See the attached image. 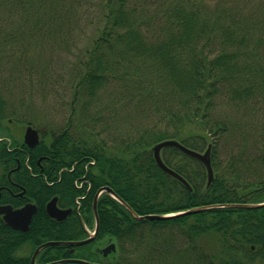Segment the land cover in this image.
Wrapping results in <instances>:
<instances>
[{"label": "trees", "instance_id": "1", "mask_svg": "<svg viewBox=\"0 0 264 264\" xmlns=\"http://www.w3.org/2000/svg\"><path fill=\"white\" fill-rule=\"evenodd\" d=\"M228 2L0 0L4 59L13 57L8 52L16 43L30 37L39 40L42 31L64 29L75 16H83L94 32L67 76L71 99L64 126L32 151L51 157L55 191L41 193L27 231L0 221V264H29L34 249L46 241L85 238L81 221L69 217L54 222L43 211L52 195L59 207L72 206L82 194L74 181L83 174L91 183L82 205L90 227L94 194L105 186L139 216L264 202V20ZM17 14L25 25L6 26L4 20ZM89 14L93 19L88 20ZM9 96L8 88L0 85V123L25 116L15 106L24 101ZM228 109L238 114L230 117ZM85 112L88 116L79 115ZM25 122L36 123L32 118ZM112 127L118 134L110 136ZM106 131L108 136L103 135ZM167 139L199 152L211 145L214 179L209 186L202 164L177 149L164 148L161 158L188 182L191 192L157 167L151 148ZM1 157L10 155L0 149ZM64 168L73 170L59 174ZM97 213L95 240L73 248H44L37 263L79 259L98 264H264V207H221L136 221L102 193ZM166 227H176L183 239L159 235ZM204 239L212 240L218 250L203 245ZM107 240L115 251L103 257L96 248ZM251 245H256L255 251L249 250Z\"/></svg>", "mask_w": 264, "mask_h": 264}, {"label": "rangeland", "instance_id": "2", "mask_svg": "<svg viewBox=\"0 0 264 264\" xmlns=\"http://www.w3.org/2000/svg\"><path fill=\"white\" fill-rule=\"evenodd\" d=\"M228 1L231 4L239 5L243 9V13L264 20V0ZM91 16L88 15V20L93 19ZM4 21L6 26L17 23L22 26L25 25L23 18L18 14L16 16L9 15L7 20ZM93 34L91 25H88L84 17L75 16L64 26V29L56 27V31L50 34H48V31H42L39 33L41 37L39 40L30 37L25 39L26 42L24 43L21 41L22 39L17 37L23 44L16 43L15 45L19 47L15 46L16 48L13 47L8 52L13 57L11 59L0 57V85H5L8 88L10 100L24 101L20 106L15 105L18 112H24L23 115L25 116L21 118V121L34 119L36 122L35 128L44 134L46 141H48L47 136L49 133L60 131L70 114L69 102L71 96L68 90L67 76L72 71L78 58H82ZM19 35H21V38H25L22 37V33ZM36 73L39 74L41 79L36 76ZM25 101L28 102L27 107L29 105V108H25ZM227 113L230 117H232V114H238L237 111H230L229 109ZM79 115L81 117L88 116L86 112ZM14 124H11V128H14L19 136L23 127ZM108 132L111 134L110 136L118 134V130L114 132L113 127L109 128ZM108 132L106 131L103 135L108 136ZM221 155L223 156L222 153ZM167 228L169 227L157 230L158 234L162 236L172 233L176 238L183 239L176 227ZM202 243L203 245L209 244L208 248L212 246L214 251L216 248L218 250L212 240L204 239ZM16 255H20V250Z\"/></svg>", "mask_w": 264, "mask_h": 264}, {"label": "flooded vegetation", "instance_id": "3", "mask_svg": "<svg viewBox=\"0 0 264 264\" xmlns=\"http://www.w3.org/2000/svg\"><path fill=\"white\" fill-rule=\"evenodd\" d=\"M12 123H15L17 125L19 124L23 127L19 136L16 134V130H14V128H11ZM28 126L34 128L38 136V142L33 146V142L31 140L26 141L24 138L25 131ZM42 141H46L44 134H42L41 131L36 129L33 125L25 124L24 122H20L19 120L12 118H7L6 122L2 121L0 123V149H5L6 154L10 155L9 158H0V207L9 206L13 210H17L24 207L25 205H34L35 212L31 217L28 229L30 228V223L32 222L34 216L39 210L37 202L40 199L41 193L45 191L47 193H52L55 191L56 187V181L50 178L51 175L49 173V171H51V157L45 153L38 152V154H36L35 152H32L37 146L41 144ZM72 170L73 169L68 170L64 168L59 171V174H61L63 171ZM83 176L84 174L74 181V186L75 182L80 181V186H75V188L80 191L83 189L85 183ZM87 192L88 190L84 195L76 197L74 199L73 205L67 207H59L57 196L52 195V197H50L45 203L43 211L47 218L54 222H62L69 217L73 218L75 221H81V224L85 231L84 239L88 238L93 232L95 233L92 239L93 241L96 239L98 234V229L97 232H95V226L97 219L99 228V218L97 207L95 216L92 206V226H88L84 220L85 216L87 215V211L85 210V208H83L82 205L87 196ZM52 198H56V206L59 209L71 210V212L61 221H57L47 214L46 205L49 201H51ZM0 221L7 225L1 215ZM110 243L111 241L107 240L106 243L101 244L96 248V252L103 257H106L98 250L107 247ZM256 248V245L249 246V250L251 251H255ZM72 251L73 249H70V252ZM35 263L38 264L36 260Z\"/></svg>", "mask_w": 264, "mask_h": 264}, {"label": "water", "instance_id": "4", "mask_svg": "<svg viewBox=\"0 0 264 264\" xmlns=\"http://www.w3.org/2000/svg\"><path fill=\"white\" fill-rule=\"evenodd\" d=\"M25 140H31L33 142L32 146L35 145L38 142V136L37 133L34 129L31 127H27L25 131ZM166 147H171L179 150L183 154L199 161L205 168L206 173H207V185H210L211 182L213 181V171L211 167V161H210V145L206 148V150L203 153L191 150L185 146H183L181 143H179L176 140L172 139H167V140H162L155 145L152 146L151 151L153 153V157L155 160V163L157 167L166 173L167 175L173 177L177 181H179L182 185H184L189 191H191V187L189 184L186 182V180L181 177L179 174H177L175 171L167 167L164 162L161 159V150ZM102 192H107L109 193L114 199H116L127 211L128 213L137 221H143V220H165V219H170L174 218L177 216L181 215H190L194 213H198L200 211L204 210H209L213 208H237V209H257L264 207V202L263 203H258V204H225V205H211V206H199V207H194L188 210H185L180 213H175V214H163V215H144V216H139L137 215L128 205L125 203L123 200H121L119 197L115 195V193L112 191V189L108 187H103L97 191V193L94 196L93 199V211L96 216V203L99 195ZM46 211L47 214L56 219L57 221L63 220L70 212V209L66 210H61L58 209L56 206V198H53L51 201H49L46 205ZM35 212V207L34 205H25L24 207L13 210L9 206H4L0 207V215L2 216L4 222L10 226L11 228L18 230V231H26L29 226V222L31 220L32 215ZM98 229V220L96 219V226H95V232H97ZM95 233L90 235L87 239L85 240H80V241H49L46 243H43L39 245L33 252L31 259H30V264H36L35 259L38 255V253L45 247L48 246H80L83 244H86L90 242L93 239ZM115 250L114 244H109L107 247L98 250L100 253H102L104 256H107L109 253L113 252ZM65 262H76V263H81V264H96V263H89L86 261L82 260H60V261H53L49 262L46 264H61Z\"/></svg>", "mask_w": 264, "mask_h": 264}]
</instances>
